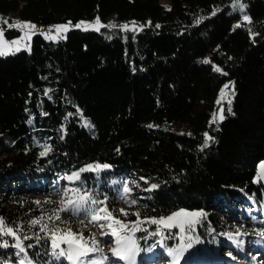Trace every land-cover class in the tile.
I'll use <instances>...</instances> for the list:
<instances>
[{
	"label": "trees",
	"instance_id": "1",
	"mask_svg": "<svg viewBox=\"0 0 264 264\" xmlns=\"http://www.w3.org/2000/svg\"><path fill=\"white\" fill-rule=\"evenodd\" d=\"M243 2L242 13L232 0H0V28L8 37L19 30L4 21L73 25L65 39L36 33L31 51L0 56V217L19 227L25 247L20 253L11 236H0V245L9 244L0 246V264L25 256L32 264H71L54 255L50 237L31 224L43 218L57 228L59 220L48 217L60 199L37 203L25 196L34 190L55 196L62 182L91 199L135 207L140 217L119 214L124 222L203 212L186 254L197 251L198 239L216 251L229 232L236 236L217 211L230 220H254V235L264 238V181L254 178L264 159V0ZM245 14L251 23L243 22ZM96 17L117 27H74ZM133 21L142 30H131ZM231 82L232 113L222 101L225 119L209 126L221 89L229 84L231 93ZM205 132L214 140L201 150ZM45 146L51 151L41 156ZM89 164L110 167L67 180ZM78 215L85 218L84 211L60 212L61 219ZM175 229L158 233L141 225L133 236L145 251L170 252L189 237L187 226L184 235Z\"/></svg>",
	"mask_w": 264,
	"mask_h": 264
},
{
	"label": "snow or ice",
	"instance_id": "2",
	"mask_svg": "<svg viewBox=\"0 0 264 264\" xmlns=\"http://www.w3.org/2000/svg\"><path fill=\"white\" fill-rule=\"evenodd\" d=\"M233 6L238 8L240 12H245V9L247 7L246 3L243 2V0H232ZM171 10L170 8L168 9ZM216 12L213 11L212 15H215ZM204 17H200L195 22L196 24H199L202 22ZM243 22L251 23V18L247 14L243 15L242 17ZM5 24H8L7 21H4ZM148 25H151V21L147 22ZM72 22L68 21L66 24L62 25H54L52 28L48 30L47 33H39L41 35H44L46 39L50 40H58V39H65L66 34L70 28L72 27ZM241 25L238 23L235 27H240ZM9 28H18L22 31V36L19 38L13 39L10 43L4 39V29L0 28V56L10 55L14 54L16 52L21 51L22 49H25L27 51H31L30 47V41L32 35L36 34L35 29L36 26L34 24H31L30 22H20L15 21L12 24H8ZM76 28H83L84 30L93 29L96 31H99L101 27H108V28H114L117 27L115 24H108L104 25L101 23L100 18L96 17L94 23H88V22H78L74 25ZM120 27L123 30H129L130 26L129 24L120 25ZM144 25H140L139 28L136 25V22H131V30H142ZM156 28H159L160 25H155ZM55 29V35H52V31ZM26 30V31H25ZM256 34H251V37L254 38ZM25 41H28V43H25ZM231 59V57H229ZM203 63L207 64L210 63L208 59H205L202 61ZM213 71L216 72H222V69L216 65H213ZM224 75H227L226 72H223ZM230 85L225 84L220 92L219 98L216 101L218 105H221L219 108V112H214L212 114V118L209 122V126L212 124H216L218 121H223L225 119L224 116V107L222 106V101H226L227 103V112L232 113V100L235 98V82H231V98H229V92L226 91L229 89ZM46 90L45 94L47 95ZM31 95V93L29 94ZM77 112L80 114V117L83 119V112L79 108H77ZM69 116L72 115V113L68 114ZM32 121L29 120V123ZM84 126L90 127L91 123L88 120H84ZM148 127H153L152 125H149ZM190 135V134H189ZM214 140V137L209 135L208 132L204 133V144L202 146L203 148H207L209 146V141ZM51 151L50 146H45L44 150L41 151L40 155L45 156L47 153ZM119 151V149H117ZM110 165L108 164H89L86 165L84 168H81L80 170L73 172L71 175L67 176L68 181H76L80 179V174L84 171H99L101 169H107ZM261 168L264 169V164L261 165ZM151 187L154 189L157 187V185L152 184ZM72 191L75 193L74 197H69L68 192ZM131 189L127 186L123 188V192L125 194L130 193ZM64 197H67V199H62L60 201V206L58 209L53 210V214L48 217V220L50 221H58L61 219L60 212L68 211L73 214L80 213L81 211L85 212L86 216L90 215L89 222L97 224L101 229L105 227L104 224L99 223L101 220H109L113 219L112 213L108 212L106 207H95L96 205H104L106 202L105 200H95L91 199L87 194L81 195L79 192V189H66L64 192ZM122 199L125 200L126 203L135 205L136 200H128L127 196H122ZM39 203V202H37ZM88 205V207H85ZM120 212L127 216L128 213H125L123 209L120 210ZM101 213H105L104 215H101ZM133 215H136L138 218L140 217V213H134ZM205 214L200 211L196 212H189V211H176L173 214L167 216V217H161L159 219L152 218L149 221H143V222H150L151 224H158L163 225L165 228L171 229L173 227H179V230L181 233L185 232V225H187V228L189 231L192 230V226L195 223H198V218L203 217ZM43 218L40 220H32L31 224L33 226L39 225L40 231L46 233L50 239H51V247L53 249V254L56 256H64L67 258L68 261L71 262V264H105L108 257L106 256H93L92 258H89V255L92 253L102 252V249L97 247V242L93 239L91 242L89 240H86L83 238V234L77 235L75 233H72L70 229L68 230H62L59 228H49L47 223H42ZM83 222V221H81ZM114 223L119 226V229L121 230H129L131 233H135L140 226L141 221L138 219L135 224L129 228V225L127 223H122L121 220L115 219ZM109 227L112 230V234L116 236L115 244L116 247L111 250L112 256L117 258L118 260L125 261V264H135V257L136 254L140 251V249L137 247L136 241L132 238L131 235L127 234H121L120 231L117 230V228L112 227L110 224ZM20 229L17 227L15 230L12 227L6 226V222L3 217H0V236H11L15 243L14 247L19 249L20 253L25 252V247L23 245V241L18 235ZM57 233H61L59 237H57ZM103 231L101 232V235H105ZM153 235L157 233H152ZM238 235H240L239 230H237V235L234 236L231 232L227 234L229 240H236ZM261 236H264V232L260 233ZM30 237L25 236L23 239H29ZM40 237H37V240H39ZM66 245V247H61V245ZM3 247H8L9 244L7 241H3L2 245ZM28 247H32V245H28ZM191 238H187V243L182 244L180 247L176 249L170 250V254L173 257L174 264H178V261L180 260L181 256L183 255L185 248H191ZM58 250V251H57ZM231 255V253H229ZM18 264H32L31 261L27 260V257L25 256L24 259H21Z\"/></svg>",
	"mask_w": 264,
	"mask_h": 264
},
{
	"label": "rangeland",
	"instance_id": "3",
	"mask_svg": "<svg viewBox=\"0 0 264 264\" xmlns=\"http://www.w3.org/2000/svg\"><path fill=\"white\" fill-rule=\"evenodd\" d=\"M168 1L169 0H162L164 5H167ZM16 21L30 22L31 24H34L36 26L35 29L36 33H47L48 30L52 28V26L62 25L67 23V22H55V23L43 24L26 19H17ZM85 22L94 23L95 21H85ZM18 30H19L18 34L11 37H8L4 33V39H6L10 43L13 39L21 37L23 33L21 29ZM51 34L52 35L56 34L55 29H53ZM62 35L65 34L62 33ZM25 43H28V41H25ZM30 47H31V41H30ZM226 91L229 92V98H230L231 97L230 89H227ZM262 164H264V159L258 163V168L254 175L255 180L261 179L262 181H264V169L261 168ZM59 189L62 190L63 192L55 196L46 194L44 192H37L35 190L30 193H26L25 196L34 202H43L51 199H56V200L60 199V201L62 199H67V197H64V192L66 189H70V186L67 185L65 182H62ZM68 196L74 197L75 194L74 193L68 194ZM95 207H106L107 211L112 213L113 219L99 221V223L105 225L103 229H101L97 224L89 222L90 215L89 216L85 215V218H83L82 215H78V217L76 218L74 216H69L68 218H62L59 220V223L56 226L57 228L62 230L70 229L72 233H75L77 235L83 234V238L89 240L90 242L94 239L97 242V247L102 249V252L92 253L89 255V257L103 255L108 257L105 264H125V261L118 260L117 258L112 256L111 250L116 247L115 244L116 236L112 234V230L109 227V225L111 224L112 227L117 228V230L120 231L122 235L123 234L131 235L132 238L136 241L137 247L140 249V251L136 254L135 264H174L173 257L169 251L162 250L161 248H158L157 252L155 250L153 251L152 249H150V251H145L141 249L140 244L138 243L137 239L133 236V233H131L127 229L125 230L119 229V226L114 223L115 219H119L121 220L122 223H127L129 225V228H131V226L135 224V222L131 220L129 222H124L123 218L119 214H122L120 212L121 209H123L124 212H131L133 214L137 213V209L135 207L127 206L123 203H115V204L105 203L104 205H96ZM173 213L174 212L168 214L167 216ZM215 213L220 214L219 216H221V218L219 219H221L224 222L226 227L231 228L230 230L236 233L237 230H239L241 236H238L236 240H229L228 237L227 239H223L222 244H220L217 247L216 251L208 249L207 246L204 245L203 241L198 239L195 242V248L197 249V251L201 250V248H204V250H202L201 252H197V251L192 252L191 250H189L188 253L190 254L183 253L180 260L178 261V264H264V238L263 237L259 238L258 236L254 235L258 230L256 225L254 224V220H250L248 217L245 216L235 217L234 220H230L226 215L222 214L221 212L219 213L217 211ZM104 214L105 213H101V215ZM71 215H76V214L71 213ZM149 220L150 219L148 218V219H141L140 221L142 222L141 225L143 226L152 225L153 230H151L150 232L156 231L159 233L161 231H164L165 229H168L165 228L163 225L151 224L150 222H143ZM196 224L197 223L193 224L191 231L186 230L185 232L186 237L187 235L190 238L193 237L191 238V240L197 238ZM175 228L179 229V227H175ZM176 229L174 231L180 232V230H176ZM102 231L106 233L103 236L101 235ZM58 235L60 236L61 233H59ZM199 246L200 248H198ZM64 247H66V245H64ZM229 253H231V255H229ZM188 255H193V259L188 260Z\"/></svg>",
	"mask_w": 264,
	"mask_h": 264
}]
</instances>
